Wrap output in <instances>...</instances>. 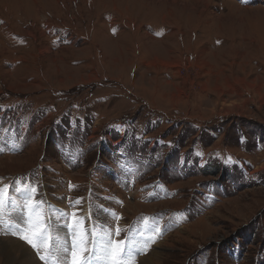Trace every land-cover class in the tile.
<instances>
[{
	"label": "rangeland",
	"instance_id": "1",
	"mask_svg": "<svg viewBox=\"0 0 264 264\" xmlns=\"http://www.w3.org/2000/svg\"><path fill=\"white\" fill-rule=\"evenodd\" d=\"M158 1L0 0V264H264V0Z\"/></svg>",
	"mask_w": 264,
	"mask_h": 264
},
{
	"label": "snow or ice",
	"instance_id": "2",
	"mask_svg": "<svg viewBox=\"0 0 264 264\" xmlns=\"http://www.w3.org/2000/svg\"><path fill=\"white\" fill-rule=\"evenodd\" d=\"M3 192L0 191V198H2ZM67 215V214H65ZM40 217H34L31 213L21 221H14L6 226V230L17 236L19 239L27 243L33 250L39 255V259L44 261L45 264H49L51 260L52 253L49 249L48 241L49 235L47 229L40 222ZM78 223V222H77ZM0 229H5V224L0 221ZM120 229L115 230V235H119ZM75 236V232H73ZM95 235V233H93ZM106 241H102L99 246V251L105 253L110 260V264H130L131 253H126L125 245L113 240V233L110 231L105 232ZM81 245H73L71 249L64 247L62 251L64 253H70L72 264H89L90 257L85 259L84 254L87 252V245L84 243L83 239L80 241ZM92 244L96 247V241L93 239ZM43 247L46 254H41V248ZM125 255L128 259H125Z\"/></svg>",
	"mask_w": 264,
	"mask_h": 264
},
{
	"label": "crops",
	"instance_id": "3",
	"mask_svg": "<svg viewBox=\"0 0 264 264\" xmlns=\"http://www.w3.org/2000/svg\"><path fill=\"white\" fill-rule=\"evenodd\" d=\"M233 1H235V2H237L240 6H247V5H250V6H247V7H244V10H248L249 8L251 9V5H253V4H251V3H248L246 0H233ZM249 9V10H250ZM112 21H116V17H113L112 19H111ZM0 22H5L2 18H0ZM6 23H4L2 26H4ZM114 24V23H113ZM150 27V28H149ZM147 26V29H148V31H150L149 33L151 34V36L154 38V39H165L166 38V36L170 33H173L174 32V29L172 30V29H170L169 27H167L166 25H161V32H162V34L160 35V37H159V35H157L156 33H154V32H152L151 31V29L153 28L152 26ZM46 28H47V30H46V32L47 33H50V34H53L52 33V28L50 27V25H48V24H46ZM49 28H50V30H49ZM49 31V32H48ZM222 41L221 40H219V39H216V42H215V44H217V45H219V46H221L222 45ZM156 59H157V57H155ZM155 58L152 60V61H154L155 60ZM100 114H103V113H100ZM103 116L102 115H97V117L95 118V121L96 120H98L99 118H102ZM156 117L158 118L159 117V114L158 115H156ZM137 119H139V118H137V117H133V118H130L129 119V121L128 122H123L124 124L123 125H119V126H116V131H122V133H124V131H125V129H126V126H125V124H129L130 125V123L131 124H133V123H136V121H137ZM164 121H168V118H166V116H164L163 118H162ZM197 124H201V123H195V122H193L192 121V123H191V126H193V127H195L196 128V130H199V131H201V129H199V127H198V125ZM162 125H163V121H162ZM162 125H159V127L160 126H162ZM108 127H105V129H107ZM206 131H208V130H206ZM214 131V130H213ZM211 132V131H210ZM220 133H221V130L219 131V133L218 134H216L215 132L213 133V134H211V137L212 138H214V137H218L219 135H220ZM124 139H125V136H124ZM262 141H263V139H261ZM196 141H197V143L199 142V140H198V138L196 139ZM209 156H210V154L209 153H207L206 155H205V158H204V160L201 162V163H203V165H201V168L203 167V168H205V167H211V165L209 166V164H208V158H209ZM221 167H219V169H220Z\"/></svg>",
	"mask_w": 264,
	"mask_h": 264
},
{
	"label": "bare ground",
	"instance_id": "4",
	"mask_svg": "<svg viewBox=\"0 0 264 264\" xmlns=\"http://www.w3.org/2000/svg\"><path fill=\"white\" fill-rule=\"evenodd\" d=\"M156 1V0H155ZM157 2L158 3H162V1H158L157 0ZM173 2V1H172ZM178 1H174V4H176ZM247 10V9H246ZM248 11V10H247ZM153 41H155V42H157L156 40H153ZM49 51H51L50 49H49ZM6 242V241H5ZM3 250H4V252H9V251H16V252H20V251H22L21 253H20V255H22V257L24 256V258L26 259V257H27V255H28V258H27V260H26V264H44V263H42V262H39V263H37L36 261H33L32 259H31V257H30V253H27L26 254V252H27V249H23L22 250V247H21V244L19 243V241L18 242H15V243H12L11 245L10 244H6V245H4V247H3ZM14 253V252H13ZM16 255V254H15ZM19 255V256H20ZM14 257V256H13ZM14 259V258H13ZM60 260H62V259H60ZM93 260V259H92ZM63 262V261H62ZM93 262V261H92ZM144 262V264H148V262H147V259L146 260H144L143 261ZM8 263V262H7ZM64 264V263H63ZM92 264H95V263H92Z\"/></svg>",
	"mask_w": 264,
	"mask_h": 264
}]
</instances>
